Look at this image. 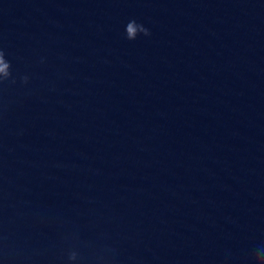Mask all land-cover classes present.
I'll use <instances>...</instances> for the list:
<instances>
[{
	"label": "water",
	"instance_id": "obj_1",
	"mask_svg": "<svg viewBox=\"0 0 264 264\" xmlns=\"http://www.w3.org/2000/svg\"><path fill=\"white\" fill-rule=\"evenodd\" d=\"M0 45V264L264 248V0H0Z\"/></svg>",
	"mask_w": 264,
	"mask_h": 264
},
{
	"label": "clouds",
	"instance_id": "obj_2",
	"mask_svg": "<svg viewBox=\"0 0 264 264\" xmlns=\"http://www.w3.org/2000/svg\"><path fill=\"white\" fill-rule=\"evenodd\" d=\"M137 29L143 36L150 35L149 30L134 19L129 20L125 25V32L128 37H132ZM18 80L21 85H27L29 83V76L27 74L14 75L12 62L8 59V53L5 48L0 45V93L5 91L8 87L16 85ZM64 239L69 241V243L66 248L61 250L59 257L61 264H94V262L95 264H99V262L105 260L103 256L82 252L80 250V245L81 243L86 244V242H81L78 238L73 236H65ZM249 259L250 264H264V248H255L249 254Z\"/></svg>",
	"mask_w": 264,
	"mask_h": 264
}]
</instances>
